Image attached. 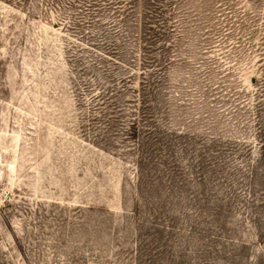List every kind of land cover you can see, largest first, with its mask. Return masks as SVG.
<instances>
[{
    "label": "rangeland",
    "instance_id": "1",
    "mask_svg": "<svg viewBox=\"0 0 264 264\" xmlns=\"http://www.w3.org/2000/svg\"><path fill=\"white\" fill-rule=\"evenodd\" d=\"M264 0H0V264H264Z\"/></svg>",
    "mask_w": 264,
    "mask_h": 264
},
{
    "label": "trees",
    "instance_id": "2",
    "mask_svg": "<svg viewBox=\"0 0 264 264\" xmlns=\"http://www.w3.org/2000/svg\"><path fill=\"white\" fill-rule=\"evenodd\" d=\"M262 146H264V144Z\"/></svg>",
    "mask_w": 264,
    "mask_h": 264
}]
</instances>
